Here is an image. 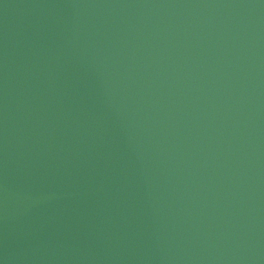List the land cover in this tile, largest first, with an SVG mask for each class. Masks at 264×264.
Wrapping results in <instances>:
<instances>
[{
	"label": "water",
	"instance_id": "water-1",
	"mask_svg": "<svg viewBox=\"0 0 264 264\" xmlns=\"http://www.w3.org/2000/svg\"><path fill=\"white\" fill-rule=\"evenodd\" d=\"M0 264H264V0H0Z\"/></svg>",
	"mask_w": 264,
	"mask_h": 264
}]
</instances>
